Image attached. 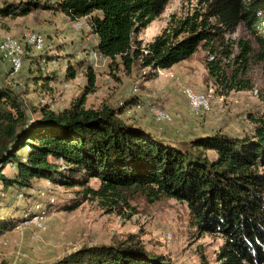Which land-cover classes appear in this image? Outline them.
Segmentation results:
<instances>
[{
  "label": "trees",
  "instance_id": "1",
  "mask_svg": "<svg viewBox=\"0 0 264 264\" xmlns=\"http://www.w3.org/2000/svg\"><path fill=\"white\" fill-rule=\"evenodd\" d=\"M168 2L3 1L0 16L52 9L71 21L85 17L88 33L94 38L89 51L111 61L119 58L129 70L133 65L152 71L169 69L191 58L201 47L207 52L204 67L217 97L252 92L253 84L246 76L250 64L263 63L264 72V0H198L184 14H171L160 33L141 45L134 39L135 33L159 16ZM240 23L254 36L257 48L247 40L225 38ZM23 46L32 57L29 83L34 88L41 89L58 78L45 70L50 56L40 54L39 60L31 53V46ZM23 59L15 74L22 69ZM84 62L87 85L64 109L43 105L26 113L23 97L10 87L0 86V182L4 189L21 191V197L26 198L27 190L42 179L77 195L64 202V209L71 210L82 200H95L117 214H126L130 201L139 197L149 203L173 198L186 204L199 234L223 238L214 263L201 255L199 264H264V120L250 114L251 130L242 135L215 131L189 140L169 139L125 116L128 107H146L147 100L136 95L128 96L117 107H86L95 73L92 61ZM76 73L77 66L70 65L66 76L73 78ZM7 164L14 167L12 174L3 173ZM93 180L97 186L90 184ZM45 202L47 207L51 204ZM20 203L23 208L19 216L25 220L24 212L33 204L26 199ZM34 213L31 209L27 215ZM12 225L0 217V234ZM0 264L23 263L0 260ZM51 264L177 263L148 250L136 235H128L107 244L81 246Z\"/></svg>",
  "mask_w": 264,
  "mask_h": 264
},
{
  "label": "rangeland",
  "instance_id": "2",
  "mask_svg": "<svg viewBox=\"0 0 264 264\" xmlns=\"http://www.w3.org/2000/svg\"><path fill=\"white\" fill-rule=\"evenodd\" d=\"M3 1L19 3L25 0H0V4ZM197 1L169 0L163 12L147 27L136 32L134 39L140 41L141 45L150 42L165 27L171 14H184ZM72 23L73 21L52 9H36L26 15L9 16L0 21V37L3 33H9L23 44L24 31L40 32L45 38L44 48L33 49L34 52L31 53L37 59L40 54L50 56L45 70L56 73L58 77L41 89L34 88L29 83L30 55L26 54L22 69L14 75L10 73L9 64L0 58V86L10 87L23 97L26 113L43 105H49L55 110L70 107L85 89L87 68L86 64L81 63L89 60L93 62V51L89 49L94 38L88 33V28L74 29ZM225 38L231 41L247 40L253 48H257L254 36L242 23L227 33ZM237 52L238 48L234 45V54ZM206 54L200 47L191 58L169 69L157 71L138 65H133L130 70L126 69L119 58L115 61L99 60L93 66L95 82L93 90L86 95L85 106L117 107L130 95H136L142 101H153L171 114V122L155 121L144 105L128 107L125 116L177 141L215 131L233 135L250 132V114L264 120L263 63L250 64L246 73L256 93L231 92L222 99L216 96L212 100L211 109L199 115L189 107L182 88L188 86L193 90L206 91L211 87L203 62ZM70 65L77 66V73L73 78L71 74L66 76ZM2 171L12 174L14 167L7 164ZM90 184L97 186L94 180ZM27 195L23 198L21 191L9 192L0 182V217L7 218L13 224L0 234V260L51 264L81 246L107 244L123 240L128 235H136L148 250L165 254L177 264H199L201 255L214 263L223 242L219 235L199 234L192 224L186 204L173 198H162L152 203L143 197L136 198L130 201V208L124 210L128 216L108 212L106 207H101L95 200H82L75 208L64 209V202L77 195L42 179L34 183L33 189L27 190ZM24 199L33 205L37 202L40 204V211L44 216L41 226L32 222L31 217L26 214L23 215L25 220L19 216L20 208H23L19 205ZM47 200L51 203L48 207L45 202ZM168 234L171 235L170 239L167 238Z\"/></svg>",
  "mask_w": 264,
  "mask_h": 264
},
{
  "label": "built area",
  "instance_id": "3",
  "mask_svg": "<svg viewBox=\"0 0 264 264\" xmlns=\"http://www.w3.org/2000/svg\"><path fill=\"white\" fill-rule=\"evenodd\" d=\"M3 18L0 16V21ZM72 26L74 29H82V28H90L87 20L85 17L78 18L73 21ZM24 43L31 46L34 50H42L45 44L44 36L37 31H24L23 33ZM27 54L23 42L21 43L15 36L9 33H3L0 37V57L3 59L4 62L8 63L10 66V73L13 75L15 74L22 65V59ZM93 54V62L92 65L94 66L95 63L99 60H103L104 58L102 55L98 54L97 52H92ZM209 59H212V56H209ZM178 81V78H175ZM256 93V90H253ZM182 92L184 93L189 107L199 115H203L211 109V104L213 98L216 97L214 94V89L212 87L208 88V90H193L188 86H184L182 88ZM223 98V97H219ZM146 107L149 112L152 114V117L155 121H164V122H171V114L167 112L165 109L157 106L153 101L147 100ZM40 204L36 203L30 207L35 211V213L31 216L32 222L41 226V221L43 220V212L40 210ZM28 208V211L31 210ZM25 212V214H28ZM168 239L171 238V235L168 234Z\"/></svg>",
  "mask_w": 264,
  "mask_h": 264
},
{
  "label": "crops",
  "instance_id": "4",
  "mask_svg": "<svg viewBox=\"0 0 264 264\" xmlns=\"http://www.w3.org/2000/svg\"><path fill=\"white\" fill-rule=\"evenodd\" d=\"M176 108V106H174Z\"/></svg>",
  "mask_w": 264,
  "mask_h": 264
}]
</instances>
